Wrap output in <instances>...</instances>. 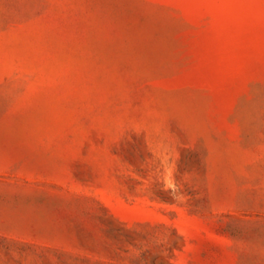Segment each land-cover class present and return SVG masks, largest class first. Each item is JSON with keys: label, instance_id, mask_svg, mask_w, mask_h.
<instances>
[{"label": "rangeland", "instance_id": "rangeland-1", "mask_svg": "<svg viewBox=\"0 0 264 264\" xmlns=\"http://www.w3.org/2000/svg\"><path fill=\"white\" fill-rule=\"evenodd\" d=\"M0 264H264V0H0Z\"/></svg>", "mask_w": 264, "mask_h": 264}]
</instances>
